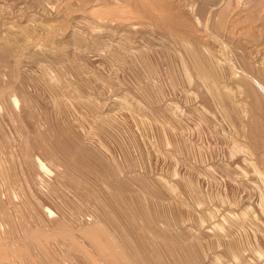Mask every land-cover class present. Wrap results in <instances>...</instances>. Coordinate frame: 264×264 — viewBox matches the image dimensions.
<instances>
[{"label":"rangeland","instance_id":"obj_1","mask_svg":"<svg viewBox=\"0 0 264 264\" xmlns=\"http://www.w3.org/2000/svg\"><path fill=\"white\" fill-rule=\"evenodd\" d=\"M130 263L264 264V0H0V264Z\"/></svg>","mask_w":264,"mask_h":264},{"label":"bare ground","instance_id":"obj_2","mask_svg":"<svg viewBox=\"0 0 264 264\" xmlns=\"http://www.w3.org/2000/svg\"><path fill=\"white\" fill-rule=\"evenodd\" d=\"M192 53H193V52H192ZM194 57H196V55H195V56H193V58H194ZM197 62H198V61H197ZM200 63H201V62H200ZM199 65H200V64H199ZM199 65H198V66H199ZM201 65H203V63H202ZM204 65H206V64H204ZM198 68H200V66H199ZM201 70H203V69H202V66H201ZM201 70H200V69H198L199 73H200V72H202ZM204 70H206V69H204ZM204 70H203V72H202V73H204ZM199 75H201V74H199ZM208 75H209V73H208ZM206 81H207V80H206ZM213 88H214V87H213ZM90 233H91V232H90ZM103 244H104V243H103ZM125 256H126V255H125ZM130 262H131V261H130ZM116 263H117V262H116ZM128 263H129V262H128ZM130 264H131V263H130ZM134 264H135V263H134Z\"/></svg>","mask_w":264,"mask_h":264}]
</instances>
